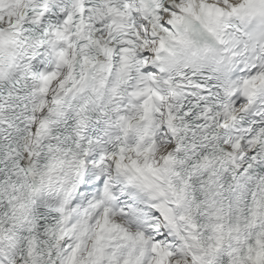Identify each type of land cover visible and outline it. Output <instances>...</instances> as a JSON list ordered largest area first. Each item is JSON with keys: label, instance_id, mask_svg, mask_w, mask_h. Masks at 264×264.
Returning a JSON list of instances; mask_svg holds the SVG:
<instances>
[{"label": "snow or ice", "instance_id": "6c2138e0", "mask_svg": "<svg viewBox=\"0 0 264 264\" xmlns=\"http://www.w3.org/2000/svg\"><path fill=\"white\" fill-rule=\"evenodd\" d=\"M0 264H264V0H0Z\"/></svg>", "mask_w": 264, "mask_h": 264}]
</instances>
